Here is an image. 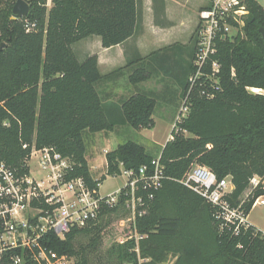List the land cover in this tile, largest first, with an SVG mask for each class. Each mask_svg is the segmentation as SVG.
<instances>
[{"label":"trees","instance_id":"16d2710c","mask_svg":"<svg viewBox=\"0 0 264 264\" xmlns=\"http://www.w3.org/2000/svg\"><path fill=\"white\" fill-rule=\"evenodd\" d=\"M14 1L0 0V154L19 165L32 145L55 146L74 162L66 179L82 177L99 192L106 176L93 178L86 138L93 140L116 123L108 119L97 88L103 79L98 55L81 61L73 45L90 36L101 37L106 48L124 43L137 32L142 0H51L50 8L48 0H32L28 15L20 19L13 18ZM249 6L243 33L234 40L218 39L211 59L220 64L217 81L194 88L188 116L160 153L163 186L153 199L143 193V214L132 223L133 237L108 248L119 264H161L169 255L173 264H264V232L252 224L238 230L224 224L216 207L182 183L196 164L209 167L219 179L231 176L234 190L228 199L234 205L244 200L247 215L264 195L259 188L244 196L254 175L264 177V93L250 90H264V7L257 0ZM27 21L36 23L33 31H27ZM197 40L196 28L182 98L195 71ZM149 77L140 68L130 81ZM156 107L154 94H134L121 105L123 121L137 130L151 129ZM155 157L144 145L127 141L107 152V175H121L123 169L138 172L143 165L152 172ZM113 214L128 216L124 196L96 221L73 228L65 238L49 232L42 243L75 257V264H92L89 252L102 244ZM84 236L90 237L89 244L78 247ZM25 264L34 263L27 257Z\"/></svg>","mask_w":264,"mask_h":264},{"label":"built area","instance_id":"2783aa9c","mask_svg":"<svg viewBox=\"0 0 264 264\" xmlns=\"http://www.w3.org/2000/svg\"><path fill=\"white\" fill-rule=\"evenodd\" d=\"M205 1L199 10L196 27L195 71L190 77V88L182 98L173 130H177V125L188 116L194 88L204 86L207 81L212 84L217 81L220 64L211 59L217 53L218 39L234 40L242 34L250 14V0ZM26 27L28 32L33 31L36 23L27 21ZM207 69H211V73H206ZM202 76H205L203 82L200 81ZM250 90L255 92V89ZM173 138L172 134L169 140ZM23 147L27 149L29 144ZM152 164V172L147 165L141 166L138 172L123 169L126 184L113 194L102 195L92 190L82 177L66 179L74 162L55 146L38 148L32 145L19 165L10 164L0 154V264H25L27 257L34 264H75V257L45 246L42 243L45 235L54 232L65 238L73 228L96 221L106 207L119 205L122 196L130 210L131 221L135 223L137 215L143 214L139 210L145 203L143 193L153 199L154 192L163 186L160 157ZM182 183L216 207L217 218L224 224L235 225L237 230L251 225L243 207L244 200L234 205L228 199L234 190L231 176L219 179L209 167L196 164ZM259 188L264 189V177L254 175L245 196ZM257 205H264V195L256 199L253 207ZM126 220L122 218L121 224ZM134 236L141 237L138 233Z\"/></svg>","mask_w":264,"mask_h":264},{"label":"crops","instance_id":"0c3cea01","mask_svg":"<svg viewBox=\"0 0 264 264\" xmlns=\"http://www.w3.org/2000/svg\"><path fill=\"white\" fill-rule=\"evenodd\" d=\"M257 1L264 7L260 0ZM188 14H190L189 11L187 12V9L178 0H142L141 22L133 37L122 44L109 48L103 46L101 37L99 36L95 40L92 39L87 42L84 47L85 54L87 55L86 58L91 55H98L99 68L103 74V79L98 83L97 88L102 98L104 109L106 110L108 119L112 123H116L113 130L98 133L112 138L118 136L120 132L130 131V125L123 121L121 105L134 94L152 93L157 98L158 106V98L161 93L162 101L165 104L161 106L170 104L169 102L172 100L168 96L171 92V86L168 82L170 78L165 76L160 77V75H162L161 73L167 74L170 72L173 66L179 62V66L175 68L178 67L177 71L181 75L177 79L179 81H177L175 94L176 98H182L186 67L190 58L191 39L197 27L199 12L192 17ZM171 49H175V53L168 55L167 53ZM140 68H144L149 72L150 77L140 83L134 84L130 81V76ZM176 103L177 101L174 104ZM153 119L155 123L154 115ZM146 129L139 131L143 132ZM96 134L93 140L97 137ZM94 142L93 144H95ZM102 152L100 149L91 153H89V150L87 152L90 171L96 180L107 176V158H102ZM107 152L109 151H105L104 153L105 157ZM159 157L160 154L156 155L154 159ZM103 165L106 174L100 173L98 176L95 175L94 173L96 172L94 170L99 173L100 167ZM102 182L99 185L100 194ZM249 222L262 231L251 221Z\"/></svg>","mask_w":264,"mask_h":264},{"label":"rangeland","instance_id":"374dc122","mask_svg":"<svg viewBox=\"0 0 264 264\" xmlns=\"http://www.w3.org/2000/svg\"><path fill=\"white\" fill-rule=\"evenodd\" d=\"M151 1V0H148ZM180 1L184 7L187 9V12L189 11L191 17L196 15L200 7L206 4L205 0H178ZM261 3L264 5V0H260ZM17 2V0L14 1V4ZM13 4V5H14ZM52 5V1L48 0L47 6L50 8ZM98 38L97 36H93L87 39H83L73 45V48L77 52V56L79 60L84 61L86 59V54L84 51V47L87 44L88 41L92 39ZM175 53V49H171L167 54L172 55ZM180 63V62H179ZM179 63L171 69L170 72L167 74L161 73L160 77H169L168 80L170 86H171V92L168 94L170 100V104L166 106L162 101L161 93L160 97L158 98V106L156 107V111L154 113L155 118V126L151 129H146L143 132H140L137 129H134L130 126V131L126 132H120L118 136L108 138L101 133H97L94 140H91V138H86V143L88 146L89 153L95 152L96 150L100 149V151H103L102 158L106 159L105 157V151H110L118 147L119 144L125 143L127 141H135L138 142L146 147L149 153H152L154 155H158L162 152V149L167 143V141L170 139V136L173 134V128L174 124L176 122V115L178 113L179 109L178 107L181 106L182 98L178 97L176 98L175 94V88L177 87V80L178 77H180L181 73L177 71L176 66H179ZM181 86V85H180ZM182 87V86H181ZM258 92V91H257ZM264 93V90L261 91ZM177 101L176 104H174ZM187 135H190L187 133ZM95 141V142H94ZM93 142L95 144H93ZM95 145V147H94ZM102 165V164H101ZM101 170L98 173L96 170H94L95 175H99L100 173L106 174L104 165L100 167ZM98 173V174H97ZM100 178V177H99ZM127 182V177L124 174L117 175V176H110L107 175L106 179L101 184V194L103 195H109L117 192L119 189H121ZM245 196V194H244ZM126 211L129 213V209L127 208L125 204ZM121 213V212H120ZM121 214H113L109 216L107 219V222L109 223V226L106 228L104 232V238L102 244L99 243L97 246L96 251H90L89 256L91 258L92 264H119L115 257H110L107 253L108 248H110L114 243L120 242L121 240H126L130 235L134 234V229L132 227V221L130 214L126 216L125 224H121ZM249 221H251L253 224H255L259 229L264 231V205H257L255 206L250 214H249ZM90 237L84 236L79 239L80 243H77V246L79 247V244H83L84 247L89 244ZM174 258L172 255H169L164 262L161 264H173Z\"/></svg>","mask_w":264,"mask_h":264},{"label":"water","instance_id":"95a60500","mask_svg":"<svg viewBox=\"0 0 264 264\" xmlns=\"http://www.w3.org/2000/svg\"><path fill=\"white\" fill-rule=\"evenodd\" d=\"M32 0H17V2L13 6V18L20 19L28 15L30 11V2ZM261 34L264 39V28H261ZM4 44L1 45L0 49Z\"/></svg>","mask_w":264,"mask_h":264},{"label":"bare ground","instance_id":"6f19581e","mask_svg":"<svg viewBox=\"0 0 264 264\" xmlns=\"http://www.w3.org/2000/svg\"><path fill=\"white\" fill-rule=\"evenodd\" d=\"M254 91H255V92H257V91H258V92H261V91H263V90H262V89H255Z\"/></svg>","mask_w":264,"mask_h":264}]
</instances>
